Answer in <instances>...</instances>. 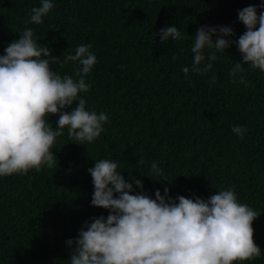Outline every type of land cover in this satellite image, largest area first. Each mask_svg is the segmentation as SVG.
Listing matches in <instances>:
<instances>
[{"label": "trees", "instance_id": "obj_1", "mask_svg": "<svg viewBox=\"0 0 264 264\" xmlns=\"http://www.w3.org/2000/svg\"><path fill=\"white\" fill-rule=\"evenodd\" d=\"M51 2L53 9L37 25L26 20L41 0H0V55L31 28L34 39L60 57L50 65L53 71L78 79V62L63 59L90 44L97 63L85 78L88 92L79 95L86 110L103 112L108 121L87 145L77 144L65 128L51 149L54 167L0 176V264H70L67 241L94 217L109 215L91 203L88 170L102 159L116 162L129 182L131 176L142 180L153 199L165 187L173 199L204 200L234 188L238 202L260 215L253 228L261 249L260 257L234 264H264V72L244 64L233 82L230 71L243 59L236 43L217 53L207 75L190 71L185 77L182 71L191 67L200 27H231L235 35L226 38L238 41L247 30L238 11L256 6L259 15L264 0ZM167 26H176L184 39L163 43L159 33ZM58 118L48 117L54 129ZM233 126L247 128L242 139ZM152 162L170 183L153 180L161 177L152 174ZM140 191L134 185L133 194Z\"/></svg>", "mask_w": 264, "mask_h": 264}, {"label": "clouds", "instance_id": "obj_2", "mask_svg": "<svg viewBox=\"0 0 264 264\" xmlns=\"http://www.w3.org/2000/svg\"><path fill=\"white\" fill-rule=\"evenodd\" d=\"M53 7L51 0H41L26 23L42 24ZM238 18L247 29L238 41L226 38L235 35L228 26L198 29L191 67L182 66L185 77L190 71L207 75L219 59L217 53L226 52L233 43L243 58L230 71L234 83L244 64L264 72V12L258 15L256 6H248L238 11ZM159 35L163 43L184 39L176 26L161 29ZM90 48V44L79 45L74 55L63 59L65 64L78 62V79L53 71L50 65L60 57L38 43L31 28H25L20 39L9 43L0 55V176L54 167L56 156L51 149L65 128L77 144L87 145L100 137L108 116L86 110V101L79 95L88 92L85 78L97 63ZM216 79L213 75L211 83ZM239 82L245 83L243 75ZM52 115L59 117L55 129L48 122ZM232 131L242 139L247 128L233 126ZM117 169L116 162L102 159L88 170L94 185L91 203L107 209L109 215L94 217L76 240L67 241L72 248L70 264H234L260 257L253 228L260 215L238 202L234 188L204 200L173 199L165 187L163 194L157 189L153 199L144 194L142 180L131 176L129 182ZM151 172L161 177L154 181L169 182L158 162H152ZM134 185L139 193L133 194Z\"/></svg>", "mask_w": 264, "mask_h": 264}]
</instances>
